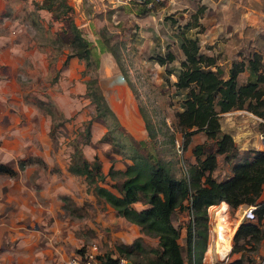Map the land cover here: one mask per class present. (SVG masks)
I'll return each mask as SVG.
<instances>
[{
  "label": "rangeland",
  "instance_id": "obj_1",
  "mask_svg": "<svg viewBox=\"0 0 264 264\" xmlns=\"http://www.w3.org/2000/svg\"><path fill=\"white\" fill-rule=\"evenodd\" d=\"M139 1L66 0L68 19L89 45L85 61L66 58L70 52L66 19L60 14L54 18L51 11L39 7L42 0H0V163L14 170L0 173V264H64L92 243L103 258L114 257L121 255L116 246H127L136 237L144 248L157 245L156 237L143 234L139 226L96 197L83 175L67 170L72 154L89 162L96 157L104 175L103 182L97 183L115 192L110 184L119 186L120 177L117 173L110 177L108 169L123 170L130 162L126 147L131 140H149L131 101H124L127 109L121 121L132 134L114 115L95 116L88 92L96 82L88 83L96 80L100 57L111 63L106 51L116 55L135 106L158 128L152 152L177 177L193 160L191 146L204 141L195 133L182 147L184 136L174 124L181 96L171 82L182 57L177 47L180 36L196 33L200 51L215 56L225 74L229 63L242 60L246 65L253 52L261 54L264 64V0H154L151 12H144ZM165 46L175 59L160 65L155 55L163 54ZM249 78L244 68L237 83ZM218 123L239 151L231 162L216 155L212 172L216 179L226 176L235 160L249 155L243 151L253 149L248 145L252 141L264 149L259 140L264 137V119H247L232 109L221 113ZM169 135L173 143L167 141ZM204 142L210 150L214 148L209 140ZM25 159L30 162L19 169L17 163ZM219 204L206 208L201 262L223 264L241 257L259 264L264 256V222L258 243L249 241L231 251L233 232L244 219L237 210L243 204H227L221 213ZM183 210L172 215L175 226H185ZM181 235L177 240L183 246L185 232ZM226 236L229 249L221 256L217 242ZM128 258L149 264L144 251Z\"/></svg>",
  "mask_w": 264,
  "mask_h": 264
},
{
  "label": "trees",
  "instance_id": "obj_2",
  "mask_svg": "<svg viewBox=\"0 0 264 264\" xmlns=\"http://www.w3.org/2000/svg\"><path fill=\"white\" fill-rule=\"evenodd\" d=\"M153 1H139L144 4L141 5L145 7L144 12L154 11ZM150 2L152 4L147 6ZM39 7L51 11L54 18L60 14L66 19L70 47L66 58L76 56L87 61L89 45L73 22L68 19L69 5L66 0H42ZM177 47L182 57L178 60L171 84L181 96L179 109L174 112L173 118L175 126L184 136L182 147L186 145L187 137L200 133L204 141L209 140L214 148L210 150L204 141L194 143L190 148L193 160L189 161L186 167L183 166L184 173L181 176H174L167 165L152 152L151 147L156 141L158 128L152 125L139 109L149 140L147 142L131 140L126 147L130 162L123 170H113L111 167L108 169L110 177L115 173L120 177L119 186L115 183L110 184L116 188L115 192L97 183L103 182L104 175L100 171L96 157L89 162L77 154H72L67 164V170L73 174L83 175L93 194L108 204L118 216L139 226L143 234L156 237V247H142L140 237L134 238L127 246H116L117 252L133 263L140 262L132 261L128 257L144 251L149 264H203L201 257L207 236L206 208L219 202L224 211L227 203L254 206L252 209L254 220L243 219L236 226L232 235L231 251L242 249L243 244L249 241L258 243L263 234L260 225L264 222V201H259L258 197L264 185V149L244 150L243 152H248L249 155L231 163L226 176L216 179L212 175L217 166V154L222 155L223 161L231 162L239 151L231 135L220 129L218 123L220 114L232 109H244L264 119V72L260 62L261 54L253 52L246 60V65L242 60H233L225 74L215 56L200 51L197 36L182 34L177 40ZM168 48L165 46L163 54L155 55L158 64L162 65L175 59L173 52ZM110 53L116 59V55L112 51ZM244 68L247 69L250 78L238 84L237 76ZM95 82L96 80H92L88 84L92 85ZM88 95L94 103L95 116L101 118L105 115L113 116L103 102L97 85L89 89ZM86 134L88 135V129ZM167 141L173 143L174 137L169 135ZM75 153L78 152L75 150ZM27 162L30 160L19 161L17 163L19 169ZM0 173L13 174L14 170L0 163ZM93 174L96 175L94 179ZM135 202L143 205L135 208L132 206ZM219 208L221 213L223 208L221 206ZM182 209H185L188 215L184 226L183 246L177 240L178 227L171 220L173 212ZM104 259L108 264L113 262L109 255ZM223 264L249 262H244L239 257Z\"/></svg>",
  "mask_w": 264,
  "mask_h": 264
},
{
  "label": "water",
  "instance_id": "obj_3",
  "mask_svg": "<svg viewBox=\"0 0 264 264\" xmlns=\"http://www.w3.org/2000/svg\"><path fill=\"white\" fill-rule=\"evenodd\" d=\"M106 53L110 56L111 63L107 64L103 62L100 60V57L96 66V85L103 102L109 111L115 116V118L125 128V130L130 132L120 121L121 113L127 109L124 106V101H131V104L133 105L132 108L137 113V117H139L141 123H143L141 119L142 117L138 108L135 106L131 87L122 70L120 69L113 55L109 51H106ZM262 141L264 144V137H262ZM126 264H131V262L128 261Z\"/></svg>",
  "mask_w": 264,
  "mask_h": 264
},
{
  "label": "built area",
  "instance_id": "obj_4",
  "mask_svg": "<svg viewBox=\"0 0 264 264\" xmlns=\"http://www.w3.org/2000/svg\"><path fill=\"white\" fill-rule=\"evenodd\" d=\"M111 3H122L128 0H108ZM254 206L248 205L245 206L241 210V217L247 220H252L253 217V209ZM113 262L112 264H126L129 260L125 258L124 256H112L110 257ZM131 262V261H130ZM64 264H108L106 260L101 256L98 252L97 246L95 243L88 244L84 246V248L81 250L79 249L74 255H72L70 258H68ZM131 264H142V263H133ZM259 264H264V256H262V259L259 261Z\"/></svg>",
  "mask_w": 264,
  "mask_h": 264
},
{
  "label": "crops",
  "instance_id": "obj_5",
  "mask_svg": "<svg viewBox=\"0 0 264 264\" xmlns=\"http://www.w3.org/2000/svg\"><path fill=\"white\" fill-rule=\"evenodd\" d=\"M257 1H259V0H257ZM194 33V32H193ZM185 35V34H184ZM197 36L196 35V33H194L193 35H186V36ZM259 53V52H258ZM262 63V62H261ZM230 64V63H229ZM263 66H264V64H262ZM263 72H264V68H263ZM263 87H264V85H263ZM263 97H264V94H263ZM239 110V112L241 113V115L242 116H244L245 118H247V119H251V120H253V119H260L258 116H256V115H254V114H252L251 112H249V111H247V110H244V109H238ZM229 111H227V112H223L222 114H226V113H228ZM260 136V135H259ZM259 140H260V144H261V142L263 143V141H262V137H261V139L259 138ZM248 145H250V147L251 148H253V149H259L260 148V146H258L257 144H256V142L255 141H252V144H248ZM248 145H245L244 147H247ZM217 160V159H216ZM258 200L259 201H264V185L262 186V189H261V191H260V194H259V197H258ZM228 204V203H227ZM211 206H213V204L211 205ZM219 206H221L223 209H224V207L222 206V205H219ZM134 207V206H133ZM209 207H210V205H209ZM209 207H207V209L209 208ZM245 207V205H239V208L237 209V210H242L243 208ZM241 208V209H240ZM183 210V209H182ZM185 210V209H184ZM180 211V215H183L184 216V218H186L187 219V216L188 215H186V213H185V211ZM176 211V210H175ZM174 211V212H175ZM174 212H173V214H174ZM187 212V211H186ZM172 214V215H173ZM171 220H172V217H171ZM172 223L174 224V222H173V220H172ZM178 228H179V237H178V239L180 238V236H182L181 235V232H183L184 231V227H183V225H181V226H177ZM183 230V231H182Z\"/></svg>",
  "mask_w": 264,
  "mask_h": 264
},
{
  "label": "bare ground",
  "instance_id": "obj_6",
  "mask_svg": "<svg viewBox=\"0 0 264 264\" xmlns=\"http://www.w3.org/2000/svg\"><path fill=\"white\" fill-rule=\"evenodd\" d=\"M121 121V119H120ZM122 123V121H121ZM123 124V123H122ZM124 125V124H123ZM125 126V125H124ZM126 127V126H125ZM127 128V127H126ZM128 129V128H127ZM131 133V132H130ZM132 134V133H131ZM233 230V229H232ZM221 239V240H220ZM220 242H217V251L219 252V254H221V256H225L226 252L229 249V236H226L225 238L220 237L219 238Z\"/></svg>",
  "mask_w": 264,
  "mask_h": 264
}]
</instances>
